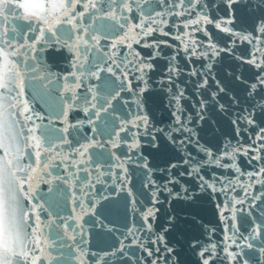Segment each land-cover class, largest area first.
I'll list each match as a JSON object with an SVG mask.
<instances>
[{
  "label": "snow or ice",
  "instance_id": "6c2138e0",
  "mask_svg": "<svg viewBox=\"0 0 264 264\" xmlns=\"http://www.w3.org/2000/svg\"><path fill=\"white\" fill-rule=\"evenodd\" d=\"M158 3L169 9L170 16L191 17L181 21L182 35L173 36L163 28L152 27L158 23L167 27L162 12L156 13L161 17L159 21L149 16L131 23L130 18L124 16L126 23L118 20L117 23L121 30H127L114 38L111 54L105 51L111 63L106 61L103 67L96 65V71L88 70L96 79H101L99 72L109 73L115 78L104 82L105 95L99 107L97 103H91L99 102L95 92L85 100L91 103L97 118L101 113H108L109 109L113 113L117 111L113 101L121 105L120 112L124 118L117 115L113 121L120 124L118 132L114 133L118 139L113 142V147L126 146L136 152L134 162L144 169V186L148 189L149 201L146 208L138 209L135 207L137 201L132 199L133 211L140 213L142 223L130 235L140 233L133 243L146 254L147 264H186L187 253L197 257V264H214L221 252L229 264H249L250 258H246L242 251L230 250L233 245L243 246L236 244L233 234H227L235 228L234 224L229 228L228 219L234 221L236 213L243 212L244 209L237 206L244 205L246 200L236 196H231L229 200V197L237 184L244 189L245 195L247 188L253 184L264 185V125L258 126L251 144L245 147H234L226 135L219 144H213L212 138L221 131L218 118H229L238 134L241 123L257 127V110L264 113V0H258L255 5V10L261 14L248 31L233 27L236 23L233 5L251 7V0H225L229 15L219 20L205 11L213 7L207 0H158ZM120 4L132 12V0H120ZM78 6L85 10L96 8L94 0H0V29H3L0 32V264H51L46 251L50 245L43 239L41 223V212L47 209L31 201L34 189L44 181V174L48 172V160L55 159L53 156L45 157L54 149L51 142L46 144L45 139L37 135L40 126L33 117H43L35 114L24 99V83L29 72L36 71L35 64L29 65V61L37 60L38 53L46 51L48 45H52L56 52L66 49L70 54L69 66L75 69L62 77L68 100L67 108L62 110L61 115L67 122L68 114L78 99L75 89L81 86L80 78L84 75L81 69L88 60L87 55L81 53L82 47L87 52L88 41L79 37L73 40L76 33L87 32L78 23L85 15V12L77 11ZM108 18L115 20L116 16L113 14ZM13 20L27 22L33 33L27 42H13L19 25L10 31L4 25V22L12 23ZM207 25H213L228 37L224 46L214 39ZM62 26L70 28L63 36L59 31ZM173 27L178 26L173 24ZM157 31L160 35L172 36L180 41L189 64L193 58L204 63L198 69L182 68L176 62L177 51L169 59L162 75L152 80L149 74L156 70V65L151 61L161 55L159 43L174 47L167 41L144 42V37ZM195 32H200L207 40L192 39ZM238 42L250 45L247 56L234 52ZM134 45L152 47L154 51L144 57ZM121 48L127 54L118 51ZM222 53L255 69L254 79L249 81L233 71L226 72L223 79L218 78L215 68ZM117 56L120 57L119 62L114 58ZM182 76L188 79L181 81ZM189 84L192 85L191 94ZM239 86H243V95L236 91ZM156 90L162 93L161 110L167 116V120L159 122L151 96ZM122 93L130 95L125 97ZM242 100L244 107H241ZM185 101L191 102L194 111H188ZM88 111L85 108V114ZM119 133H124V136ZM145 146L147 154L141 151ZM240 155L247 157L250 163L255 161L256 170L242 172L236 163ZM150 157L162 160L163 166L153 167ZM117 166L122 170L120 178L127 183V168L122 164ZM154 173L163 178L155 179ZM223 173H234L236 178H226ZM240 176H247L251 183L245 186L239 180ZM128 195H133L131 190ZM25 201L29 202V206L25 205ZM206 201L214 204L221 221L225 223L222 250L212 240L215 229L204 224L200 214ZM80 206L83 207V204ZM177 206L180 211H177ZM226 212L230 215L225 216ZM194 230L200 234L194 235ZM262 233L264 224H257L252 235L246 239H254ZM246 247L252 248L253 245L248 243ZM259 252L264 257V248Z\"/></svg>",
  "mask_w": 264,
  "mask_h": 264
},
{
  "label": "water",
  "instance_id": "95a60500",
  "mask_svg": "<svg viewBox=\"0 0 264 264\" xmlns=\"http://www.w3.org/2000/svg\"><path fill=\"white\" fill-rule=\"evenodd\" d=\"M94 3L96 4L95 9L85 10L82 6L77 8L78 12H85L78 23L81 29H86L87 32L86 34L83 31L76 33L73 40L79 37L88 41L87 52L85 53L84 48H81V53L86 54L88 60L84 69H81L84 72L80 78L81 86L75 89L78 99L75 100V106L68 114L67 122H64V117L61 115L62 110L67 108L68 100V94L64 90L65 81L62 77L75 70L69 66L70 54L66 49L59 52L53 51L52 45H48L46 51L37 54V60L29 61V65L35 64L36 71H30L25 79L24 99L28 101L35 114L43 117V119L33 117L36 124L40 126L37 135H41L46 144L51 142L53 145L54 151L48 153L45 159L47 156L55 157V159L48 160L50 166L48 172L44 174L46 182L42 181L34 189L35 195L31 203L43 205L47 209L41 212V223L43 239L50 245L46 251L51 264H147L146 254L133 243L140 233L130 235V232H135V228L142 223L140 213L133 211L132 199L135 198L137 201L135 207L138 209L146 208L149 201L148 189L144 186V169L134 162L136 152L126 146L113 147V142L118 139L114 133L118 132L120 127L119 121L115 123L113 121L117 115H120L121 119L124 118L120 112L121 105L113 101L117 111L113 113L109 109L108 113H101L98 118L94 115L95 109L91 108V103H97V107L103 103L104 82L115 78L109 73L99 72L101 79H96L90 75L88 70L96 71L95 66L103 67L106 61L111 63L105 51L111 54L114 38L127 30H121L117 23V20L120 23H126L123 20L124 16H128L131 23H136L141 18L148 19L149 16L159 21L161 17L156 13L162 12L163 19L167 21V27L159 23L153 24L152 27L163 28L164 31L171 32L173 36L182 35L184 30L181 21L191 17L177 18L168 15L169 9L159 4L158 0H132L131 13L123 8L120 0H115V2L114 0H94ZM207 3L213 7L205 11L215 19L219 20L229 15L225 0H207ZM257 3L258 0H251V7L245 4L233 5L236 10V23L233 27L237 30H251L255 18L261 14L255 10ZM113 14L116 19H109L108 17ZM9 19L12 20L11 17ZM173 24L178 27H173ZM4 25L9 31L19 25L14 33L13 42L16 44L27 42L33 34L27 22L23 20H13L12 23L4 22ZM35 27L36 25L33 24V28ZM207 28L216 41L222 46L226 44L228 37L224 33L219 32L213 25H207ZM2 31L3 29H0V32ZM59 31L63 36L70 31V28L62 26ZM192 39L206 41L207 37L200 32H195ZM154 41L157 43L167 41V44L174 47L159 43L158 51L161 55L151 61L156 65V70L149 74L152 80L162 75L169 59L176 55L177 51L176 62L182 68L196 67L198 69L204 63V61L193 58L192 63L189 64L182 50L183 45L172 36L160 35L157 31L144 37V42ZM134 47L144 57L152 55L154 51L152 47H141L140 45H134ZM249 48L250 45L247 43L238 42L234 52L240 56H247ZM118 51L127 54L123 48ZM114 58L119 62V56ZM215 71L221 79L224 78L226 72L233 71L242 74L249 81L254 79L255 73V69L250 65L238 62L227 53L221 54ZM185 79L188 77H181V81ZM152 80L149 81L150 84ZM188 91L191 94V84L188 85ZM236 91L243 95V86H239ZM93 92L96 93L99 102L89 103L85 97L90 98ZM121 95L127 97L130 94L122 93ZM151 96L155 101L154 110L157 122L162 119L167 120L166 114L161 110L162 93L156 90L151 93ZM191 99L195 97L191 96ZM184 103L188 111H194L190 101ZM244 106L242 100L241 107ZM85 108L89 109L87 114H85ZM124 112L126 113L127 109ZM20 119L21 123H24L23 118ZM218 120V127L221 131L212 138V143L219 144L222 137L226 135L232 140L234 147H245L251 144L252 138L258 131V126L264 125V113L257 110V127L241 123L238 134L234 131L229 118H218ZM119 135L124 136V133H119ZM65 140L68 143H64ZM141 151L148 153L146 146ZM150 162L153 167L163 166V161L159 158L150 157ZM236 163L242 172L254 171L257 168L255 161L250 163L243 155L237 157ZM118 164L127 168V183L120 178L122 170L117 166ZM215 171L221 172L222 170L215 169ZM223 175L234 180L236 178L234 173H223ZM153 177L163 178L159 173H154ZM239 180L245 186L251 183L247 176H240ZM81 189L84 191L82 192ZM129 190L133 194L131 197L128 195ZM231 196L243 198L246 203L237 206L244 210L236 213L234 221L230 218L227 221L229 228L235 225L231 233L227 234H233L236 244L243 246L239 248L233 245L230 250L242 251L246 258H250L249 264H264V257L259 252V249L264 248V233L254 239H246L252 235V230L257 224H264V185L253 184L252 187L247 188V195H245L244 189L237 184L229 200ZM253 197H260V199H253ZM81 204L83 207L80 206ZM25 205L29 206V202L25 201ZM177 211H180L179 206H177ZM200 214L203 223L215 229L212 240L222 250L226 232L225 223L221 221L218 210L214 204L206 201ZM229 215L225 213V216ZM159 222L158 220L157 224ZM193 234L199 235L200 233L194 230ZM248 243H251L253 247L247 248ZM121 248L123 251H120ZM185 261L186 264H197V257L187 253ZM214 264H229V262L224 259L221 252Z\"/></svg>",
  "mask_w": 264,
  "mask_h": 264
}]
</instances>
